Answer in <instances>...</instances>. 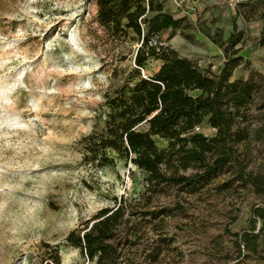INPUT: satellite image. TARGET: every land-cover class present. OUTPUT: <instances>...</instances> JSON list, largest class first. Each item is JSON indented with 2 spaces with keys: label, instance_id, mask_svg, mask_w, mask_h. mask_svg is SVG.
Segmentation results:
<instances>
[{
  "label": "rangeland",
  "instance_id": "1",
  "mask_svg": "<svg viewBox=\"0 0 264 264\" xmlns=\"http://www.w3.org/2000/svg\"><path fill=\"white\" fill-rule=\"evenodd\" d=\"M161 1L181 25L159 41L205 71L222 67L225 56L213 40L226 41L236 26L235 49L244 48L249 66L243 62L233 80L261 85L240 124L250 133L240 159L246 172L264 177V46L255 41L264 0ZM139 47L109 36L97 0H0V264H43L45 244L59 246L63 264H95L66 237L121 200L140 218L170 212L142 222L130 254L137 264H149L146 255L158 244L154 264H264V230L256 252L232 236L250 229L255 205L264 207V196L233 171L194 191L166 186L151 196L130 162L101 168L86 161L84 139L104 130L108 98L129 87ZM160 64L148 62L141 74L153 75ZM198 132L216 135L207 123Z\"/></svg>",
  "mask_w": 264,
  "mask_h": 264
},
{
  "label": "trees",
  "instance_id": "2",
  "mask_svg": "<svg viewBox=\"0 0 264 264\" xmlns=\"http://www.w3.org/2000/svg\"><path fill=\"white\" fill-rule=\"evenodd\" d=\"M97 6L98 20L110 37L136 40L140 47L129 87L108 98L104 130L84 139L86 161L101 168L114 166L117 159L130 162L144 173L146 191L151 196L166 186L194 191L230 171L264 196V177L246 172L239 153V146L250 137L240 124L245 122L261 85L253 79L233 80L243 62L249 66L241 55L244 48L235 49L240 43L236 26L226 41L213 40L225 56L215 73L201 69L159 41L163 32L181 25L180 19L165 11L163 1L97 0ZM260 18L264 21V12ZM255 41L264 46V27ZM152 60L161 63L159 70L151 76L142 75L141 70ZM204 123L216 130L214 137L197 131ZM155 138L167 146L161 149ZM169 213L165 209L148 211L140 218L121 200L72 230L66 242L95 264H137L130 254L142 222L148 217L150 221L161 220ZM261 230L264 207L255 205L250 229L232 236L240 248L256 252ZM155 247L147 253L146 263L158 261L162 248L159 244ZM44 249L43 264H63L58 245L45 244Z\"/></svg>",
  "mask_w": 264,
  "mask_h": 264
},
{
  "label": "built area",
  "instance_id": "3",
  "mask_svg": "<svg viewBox=\"0 0 264 264\" xmlns=\"http://www.w3.org/2000/svg\"><path fill=\"white\" fill-rule=\"evenodd\" d=\"M200 128H197V131L199 130Z\"/></svg>",
  "mask_w": 264,
  "mask_h": 264
}]
</instances>
